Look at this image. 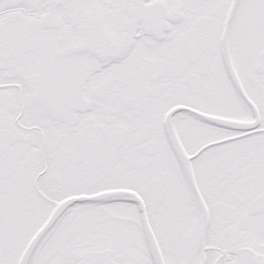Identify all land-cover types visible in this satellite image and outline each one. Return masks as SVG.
I'll return each mask as SVG.
<instances>
[{"label": "snow or ice", "instance_id": "snow-or-ice-1", "mask_svg": "<svg viewBox=\"0 0 264 264\" xmlns=\"http://www.w3.org/2000/svg\"><path fill=\"white\" fill-rule=\"evenodd\" d=\"M0 264H264V0H0Z\"/></svg>", "mask_w": 264, "mask_h": 264}]
</instances>
